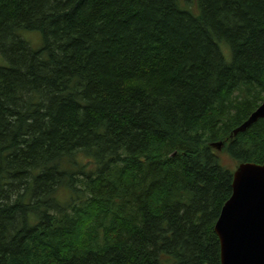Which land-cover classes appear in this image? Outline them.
Here are the masks:
<instances>
[{
  "label": "trees",
  "instance_id": "trees-1",
  "mask_svg": "<svg viewBox=\"0 0 264 264\" xmlns=\"http://www.w3.org/2000/svg\"><path fill=\"white\" fill-rule=\"evenodd\" d=\"M0 51V264H221L264 0H0Z\"/></svg>",
  "mask_w": 264,
  "mask_h": 264
},
{
  "label": "water",
  "instance_id": "water-1",
  "mask_svg": "<svg viewBox=\"0 0 264 264\" xmlns=\"http://www.w3.org/2000/svg\"><path fill=\"white\" fill-rule=\"evenodd\" d=\"M263 117L264 101L234 133ZM215 146L220 149L222 144ZM232 186V195L215 225L221 264H264V163H240Z\"/></svg>",
  "mask_w": 264,
  "mask_h": 264
},
{
  "label": "rangeland",
  "instance_id": "rangeland-1",
  "mask_svg": "<svg viewBox=\"0 0 264 264\" xmlns=\"http://www.w3.org/2000/svg\"><path fill=\"white\" fill-rule=\"evenodd\" d=\"M196 1V0H195ZM20 34L24 39H26L33 49H40L42 47V34L39 31L35 30H21ZM222 50L224 52L225 58L227 61L231 60L230 50L227 44L222 45ZM8 62L6 58L0 51V66H6ZM215 152L219 156L220 163L234 171L237 168L238 161L234 159L227 151H222L221 149H215Z\"/></svg>",
  "mask_w": 264,
  "mask_h": 264
}]
</instances>
